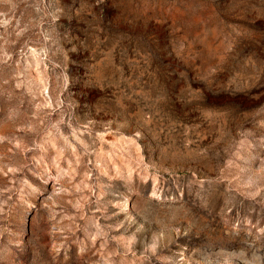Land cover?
<instances>
[{
	"label": "rangeland",
	"instance_id": "rangeland-1",
	"mask_svg": "<svg viewBox=\"0 0 264 264\" xmlns=\"http://www.w3.org/2000/svg\"><path fill=\"white\" fill-rule=\"evenodd\" d=\"M0 264H264V0H0Z\"/></svg>",
	"mask_w": 264,
	"mask_h": 264
}]
</instances>
